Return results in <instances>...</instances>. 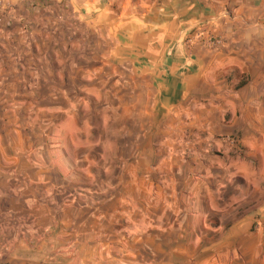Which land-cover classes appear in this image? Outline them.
Instances as JSON below:
<instances>
[{"label": "crops", "instance_id": "0c3cea01", "mask_svg": "<svg viewBox=\"0 0 264 264\" xmlns=\"http://www.w3.org/2000/svg\"><path fill=\"white\" fill-rule=\"evenodd\" d=\"M0 264H264V0H0Z\"/></svg>", "mask_w": 264, "mask_h": 264}, {"label": "rangeland", "instance_id": "374dc122", "mask_svg": "<svg viewBox=\"0 0 264 264\" xmlns=\"http://www.w3.org/2000/svg\"><path fill=\"white\" fill-rule=\"evenodd\" d=\"M74 97L76 99L80 98V96ZM81 97H86L88 108L79 109L77 112V118L79 119L81 117L83 121L81 122V128L75 133L77 142L75 146L73 145V149L75 148L78 153L87 151V155L85 157H79V154H77L78 158H73L72 163L74 168L86 169L85 171H87V178L84 175H78L77 178L80 177L83 183L95 184L96 177H98V180L101 179V171L99 170L103 167L112 165L111 159L101 158L99 156L102 147L106 146V143L103 144V141L109 140L113 130L119 129L121 132L126 130V127L122 124L119 127H115L112 122L117 117L120 118V120L127 119V115L123 111L116 112L111 109L108 110L106 107L101 109V105L96 103L94 96ZM120 165H127V160L121 159ZM91 171H97L98 176Z\"/></svg>", "mask_w": 264, "mask_h": 264}, {"label": "built area", "instance_id": "2783aa9c", "mask_svg": "<svg viewBox=\"0 0 264 264\" xmlns=\"http://www.w3.org/2000/svg\"><path fill=\"white\" fill-rule=\"evenodd\" d=\"M210 41V40H209ZM211 43V42H210ZM228 143H230L231 145H234L235 144V142L232 140V139H229L228 140Z\"/></svg>", "mask_w": 264, "mask_h": 264}]
</instances>
